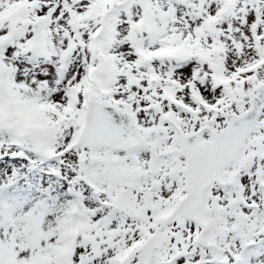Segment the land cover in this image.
Returning a JSON list of instances; mask_svg holds the SVG:
<instances>
[{"label": "rangeland", "instance_id": "rangeland-1", "mask_svg": "<svg viewBox=\"0 0 264 264\" xmlns=\"http://www.w3.org/2000/svg\"><path fill=\"white\" fill-rule=\"evenodd\" d=\"M263 82L264 0H0V264H141L185 195L183 157L67 151L91 96L190 132ZM243 163L158 264H264V158Z\"/></svg>", "mask_w": 264, "mask_h": 264}, {"label": "water", "instance_id": "water-1", "mask_svg": "<svg viewBox=\"0 0 264 264\" xmlns=\"http://www.w3.org/2000/svg\"><path fill=\"white\" fill-rule=\"evenodd\" d=\"M249 103L247 110L238 106L239 113L223 112L226 127L219 132L213 126L206 125L195 132L184 133L175 120L164 117L169 125L142 134L132 115L125 117L114 105L97 98L90 99L86 122L72 147L89 146L91 150H95L105 146L124 151L150 146L151 149L158 148L161 157L180 154L186 159L185 172L189 181L187 194L149 238L143 264L156 263L170 222L185 218L196 221V211L205 200V193L211 185L214 182L221 185L231 182V173L227 168L241 157L246 140L252 142L250 136L255 132L264 109V84L251 93ZM170 129L174 132L172 136L169 135ZM1 130L8 129L1 126ZM205 132L209 139L202 141ZM170 137L171 145L163 150V142Z\"/></svg>", "mask_w": 264, "mask_h": 264}, {"label": "flooded vegetation", "instance_id": "flooded-vegetation-1", "mask_svg": "<svg viewBox=\"0 0 264 264\" xmlns=\"http://www.w3.org/2000/svg\"><path fill=\"white\" fill-rule=\"evenodd\" d=\"M258 133L260 136L255 138V141H254V146L257 147V149H258L256 152L257 154H248L249 162L252 161L256 155L264 156V154H260V153L264 152V139L262 138L263 133L262 132H258Z\"/></svg>", "mask_w": 264, "mask_h": 264}]
</instances>
